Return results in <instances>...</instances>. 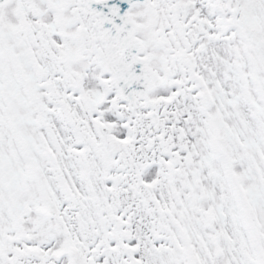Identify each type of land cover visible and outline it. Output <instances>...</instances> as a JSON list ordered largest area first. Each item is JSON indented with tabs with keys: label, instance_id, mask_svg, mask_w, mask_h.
Masks as SVG:
<instances>
[{
	"label": "snow or ice",
	"instance_id": "1",
	"mask_svg": "<svg viewBox=\"0 0 264 264\" xmlns=\"http://www.w3.org/2000/svg\"><path fill=\"white\" fill-rule=\"evenodd\" d=\"M0 264H264V0H0Z\"/></svg>",
	"mask_w": 264,
	"mask_h": 264
}]
</instances>
